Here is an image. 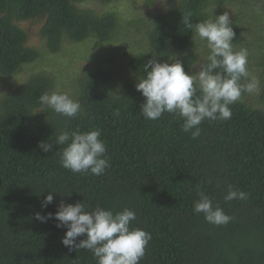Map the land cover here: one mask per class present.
<instances>
[{
    "label": "trees",
    "instance_id": "trees-1",
    "mask_svg": "<svg viewBox=\"0 0 264 264\" xmlns=\"http://www.w3.org/2000/svg\"><path fill=\"white\" fill-rule=\"evenodd\" d=\"M86 1L0 0V73L13 75L40 58L19 22L45 19L41 35L54 54L66 40L112 39L118 15L78 6ZM209 5L210 0H181L156 20L147 36L149 48L132 57L131 77L118 94L106 87L105 71L81 80L82 112L76 117L41 106L39 97L53 86L43 74L1 98L0 264H97L91 251H70L62 243L67 228L57 227L54 217L35 218L54 214L62 200L84 202L89 211L96 206L133 210L132 226L151 233L139 264H264V73L258 104L242 100L244 93L229 106L230 119L203 121L196 139L183 131V118L175 114L148 120L141 112L146 98L136 84L146 76L144 65L153 56L161 62L174 56L192 71L197 60L188 53L193 32L183 16L191 13L193 25L212 19ZM232 28L233 39L243 41L242 28ZM92 129L101 131L110 166L99 176L64 168L58 153L66 145H55L58 135ZM41 141L52 143L53 150L45 153ZM229 185L247 193V199L225 201ZM198 189L223 208L229 223H209L194 211ZM50 191L53 202L42 207Z\"/></svg>",
    "mask_w": 264,
    "mask_h": 264
},
{
    "label": "clouds",
    "instance_id": "clouds-1",
    "mask_svg": "<svg viewBox=\"0 0 264 264\" xmlns=\"http://www.w3.org/2000/svg\"><path fill=\"white\" fill-rule=\"evenodd\" d=\"M190 16L188 13L183 20L192 29V38L198 37L206 43L209 63L192 72L186 71L184 63L174 56L163 62L153 56L144 65L146 76L139 79L136 88L146 98L141 107L145 119L158 120L165 112L175 114L183 118V131L196 139L200 136L203 121L230 119L232 112L229 106L240 100L244 93L256 91L257 84L254 80L242 82L249 77L247 51L234 50L236 33L229 15L224 13L195 25L191 24ZM39 103L67 118L82 112L79 100L68 93L45 92L39 97ZM55 145H66L58 153L60 163L73 173L99 176L110 166L99 129L64 131L58 135ZM39 147L47 153L53 150L54 145L41 141ZM198 192L200 199L193 206L197 214L203 213L209 223L218 226L230 222L232 218L223 208L214 204L203 191L198 189ZM53 193H48L42 207L53 202ZM234 199L245 200L247 193L229 185L224 200ZM53 217L58 222L57 227L67 228L62 243L70 251H91L97 264H139L151 240L150 232L132 226L136 213L127 207L113 212L96 206L89 211L84 202L68 204L62 200L54 214H35V218L42 222ZM78 237L84 238L77 242Z\"/></svg>",
    "mask_w": 264,
    "mask_h": 264
},
{
    "label": "rangeland",
    "instance_id": "rangeland-1",
    "mask_svg": "<svg viewBox=\"0 0 264 264\" xmlns=\"http://www.w3.org/2000/svg\"><path fill=\"white\" fill-rule=\"evenodd\" d=\"M181 0H122L104 3L100 0H87L78 4L82 9L93 10L98 15L115 13L119 17L116 34L107 42L89 38L83 42L66 40L60 52L51 53L46 40L41 35L45 19L36 18L18 24L28 34V45L38 50L40 58L24 65L16 73L4 76L0 73V100L8 93L21 87L30 77L43 74L51 78V92L68 93L78 97L80 81L89 74L105 71L108 74L106 87L114 92L130 79V61L141 51L147 50L148 33L156 20L167 17ZM264 0H210L209 13L212 19L221 14L229 15L231 26L242 28L243 41L233 39L234 50L247 51L249 77L245 83L255 81L256 91L245 93L242 100L258 104L262 74L264 73V10L260 3ZM188 53L197 60L192 72H197L207 60L206 43L194 37Z\"/></svg>",
    "mask_w": 264,
    "mask_h": 264
}]
</instances>
